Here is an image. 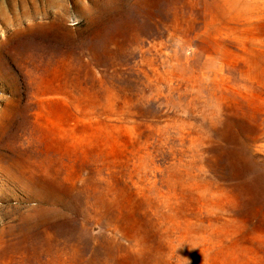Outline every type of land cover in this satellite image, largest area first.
<instances>
[{
  "label": "rangeland",
  "instance_id": "rangeland-1",
  "mask_svg": "<svg viewBox=\"0 0 264 264\" xmlns=\"http://www.w3.org/2000/svg\"><path fill=\"white\" fill-rule=\"evenodd\" d=\"M93 1L40 70L0 0V264H264V0Z\"/></svg>",
  "mask_w": 264,
  "mask_h": 264
},
{
  "label": "bare ground",
  "instance_id": "bare-ground-1",
  "mask_svg": "<svg viewBox=\"0 0 264 264\" xmlns=\"http://www.w3.org/2000/svg\"><path fill=\"white\" fill-rule=\"evenodd\" d=\"M12 1L13 7L15 8V10H13L15 11L14 17L11 19L5 12L2 11L1 18H3L6 27L12 25L15 28L12 33L13 35L17 36L19 34L26 33V38L20 39L19 42H14L11 40V38H7L6 45H18L20 49H22L23 61L29 67L31 65L35 67L34 69L41 70L42 67L45 69V67L53 65L58 57L65 59V61H69V59L74 57L75 52L73 50L72 40L69 35L70 31L67 28H64L69 15L68 6L59 4V0ZM117 1L119 0H94L93 3L96 9L99 7L102 9L103 7L106 8L111 2L116 4ZM15 3H19V7L22 10L21 12L17 11L18 8L16 9ZM78 5L80 4L78 3ZM56 8H59L60 11L55 12ZM84 10L87 14V20H89V23L92 22L93 16L91 10H88L85 7ZM98 19L101 20L100 17H98ZM134 21L135 18H132V22ZM120 26V30L123 29V27L125 29L117 32V34L115 33L117 36H125L133 30L131 19H128ZM89 29L90 25L87 27V30ZM106 30H108V28ZM105 32L104 29L102 30L101 23H97L95 27V31L93 32L95 36V38H93L94 40L90 38L91 35L85 31L82 35L83 43L80 46L79 56H81L83 53L85 54L86 51L105 52V50L108 48V43L103 39L106 35ZM103 33L105 35H102ZM2 46L3 45H1V47ZM97 59L102 61L101 57ZM28 66L27 68H29ZM64 228L66 232H69L68 229L70 228V225L66 222L64 223Z\"/></svg>",
  "mask_w": 264,
  "mask_h": 264
}]
</instances>
